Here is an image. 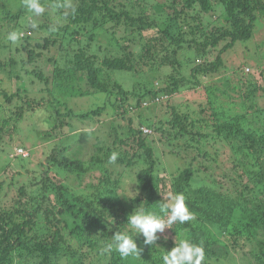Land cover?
<instances>
[{"label": "trees", "instance_id": "16d2710c", "mask_svg": "<svg viewBox=\"0 0 264 264\" xmlns=\"http://www.w3.org/2000/svg\"><path fill=\"white\" fill-rule=\"evenodd\" d=\"M51 1L53 4L50 5V0L40 1L45 11L39 16L44 22L48 16L58 20L57 23L66 20L65 25L59 26L65 35L38 38L35 35L37 30L27 26L23 28L26 32L19 41L13 43L8 35L23 30L17 19L25 13L24 0H0V32L6 30L7 39L6 45L4 42L0 45L2 52L8 50L14 56L0 63V68H10L6 75L15 72L16 79H19L13 69L22 64L23 61H19L23 60L22 53H28L27 61H34L41 57L38 50L55 44L71 55L73 63L66 71L54 67L52 83L42 72H32L46 85L55 83L57 93L63 94L60 96L23 99L18 93L2 90L5 87L0 82V100L4 104L0 102V146L10 147L13 141L21 145L24 139L20 134L24 133L39 137L40 124L67 125L62 119L67 116L99 118L101 107L83 114L70 110L72 99H82L88 94L73 89L82 72L92 90L114 98L110 102L114 111L121 109L127 113L139 109L148 112L154 108L161 113L164 111L170 118L166 122L167 129L160 126V120L142 119L134 128L130 120L126 133L119 132L110 123L112 145L134 150L133 154L122 151L115 162H110L113 152L102 142L94 145L92 155L86 160H82L81 149L65 146L58 154L53 151L45 163L39 164L42 176L34 175L30 179L32 184L28 193L24 184L17 190L16 201L10 207L5 208L0 202V264H162L159 254L170 251L175 246V237L178 242L181 236L202 244L205 251L203 264H218L222 256L220 249H225L226 258L236 253L245 264H264V85L258 83L256 74L250 72L251 68L243 69L244 72L240 69L237 74L241 82H236L234 89H240L242 105L246 103L247 109L241 106L238 113L224 109L223 105L216 106V96L207 92L213 97L208 101L212 110L211 121L203 116L205 109L189 112L188 108L182 111L167 106L168 100L182 88L196 89L200 77L204 79L218 73L223 66L221 55L240 48L241 43L246 45L252 39L256 26L264 25L263 0H165L161 7L166 8V14L163 13L162 18L159 15L148 17L143 0H129L131 13L122 5L121 14L114 12L121 0H77L68 11L54 7L58 1L63 4L65 0ZM149 1L146 5L151 4ZM190 10L193 13L186 17L185 11ZM135 11L137 16L132 15ZM57 12L62 13L57 17ZM29 15L36 16L34 13ZM51 18L50 22L54 20ZM108 19L114 21V27H121V31L130 35L131 44L143 42L139 56L135 57L128 46L125 49L128 53L112 56L110 51L111 56L100 60L96 50L119 44L115 33L103 26ZM149 19H156V22H148ZM36 29L42 32L48 30V26L38 24ZM187 29L189 31L185 32ZM148 30L154 35H144ZM81 33L87 40L85 45L78 42ZM219 47L218 56L212 61L211 53ZM184 48L189 59L197 64L191 66L188 74L191 63H177L175 57ZM139 60L144 61L154 77L160 73V67L169 65L171 74L167 84L161 89L134 92L125 90L114 81L111 83L113 88H110V73L121 72L134 77ZM44 92L51 94L49 89ZM162 96L167 99L155 101ZM18 97L23 106L15 105L14 100ZM254 97L258 98L260 107L252 104ZM40 112L44 114L43 118ZM26 120L31 123L26 124ZM144 128L150 134L145 135ZM155 142L159 146L156 147ZM187 151L192 154L190 160L180 155L188 156ZM160 155L169 163L164 165ZM18 159L19 163L27 160L0 154L3 161L0 171L3 172L9 164H5V160ZM106 165L132 171L130 199L117 193L120 173ZM20 169H25V163L20 164ZM54 170L65 179L72 177L78 185L71 187L65 180L52 181L48 176ZM87 176H92L94 181H86ZM3 184L4 178L1 177V189ZM169 193H183L195 219L183 224L176 222L163 234L157 233L160 239L156 246L163 249L143 246L135 261L122 259L114 250H105L106 242L114 232L123 230L128 214L135 207L152 209L164 202ZM142 241L141 236L137 240L138 246Z\"/></svg>", "mask_w": 264, "mask_h": 264}, {"label": "rangeland", "instance_id": "374dc122", "mask_svg": "<svg viewBox=\"0 0 264 264\" xmlns=\"http://www.w3.org/2000/svg\"><path fill=\"white\" fill-rule=\"evenodd\" d=\"M41 0H39L40 2ZM61 1H58V3L54 4V7L61 8L64 11H68L71 8V4H75L76 2H71V0H65L63 4L60 3ZM146 2L148 0H143L142 3L144 4V12L146 15L153 16V15H159L162 18V14H166L164 7L165 0H151L150 5H146ZM264 2V0H263ZM49 5L53 4L52 1L48 2ZM47 3V4H48ZM42 5V3L40 2ZM158 4V5H157ZM168 5V2H166ZM122 5L125 6L128 13L130 12L131 5L129 0H121V4L118 7H115L114 12L116 14L123 13ZM48 6V5H46ZM110 7H113V4H110ZM166 7V6H165ZM182 7V6H181ZM49 8V6H48ZM180 8V5H179ZM163 10V11H162ZM25 13H21V15L18 16L17 22L22 25L23 28H27V26H31L35 23L37 26L38 24H47L48 30H43L42 32H39L38 29L33 28L34 30H37L36 34L38 38H54L56 36H63L65 33L59 29V26H63L67 23V21L63 20L61 23H57V21L54 18H51L48 16V20L46 22L43 21L40 16H32L29 15L32 12L25 9ZM125 12V11H124ZM137 11L132 13V15L137 16ZM185 16H189L193 13L192 10L189 12L185 11ZM184 12V13H185ZM62 13V12H61ZM61 13H55L58 17ZM47 17V16H46ZM49 18H51L53 21H49ZM60 18H64L61 16ZM59 18V19H60ZM155 18V17H154ZM182 19V18H181ZM99 20H101L99 18ZM148 22H156V19H149ZM104 22H102L103 24ZM18 24V26H19ZM161 24V22H160ZM101 25V24H100ZM163 25V24H162ZM161 25V28L163 26ZM19 26V27H20ZM102 26V25H101ZM104 28L109 30L112 33H115V38L117 39V46H111L110 48L102 47L100 51L96 50V55H98L100 60L103 58H106L108 56H116L121 54L128 53L125 49L130 46V50L132 51L133 55L135 57L139 56L141 51V44H143L142 41H139L138 45H133L130 43V35L127 34V32L121 31V27H114V21L111 19H108L106 26L103 25ZM121 29V30H120ZM256 31L250 41L244 45L241 43L240 48H234L232 50H229L225 52L222 56L223 58V66L220 68L218 73L213 74V76L205 77L204 79L200 77L199 82L200 85L196 89L192 88H182L181 91L171 97L168 100V109L170 108H178L179 110L184 111L185 108H188V111L191 112L194 110L195 112L200 111L201 109H205L206 112L204 113V117H206L209 121H211L213 118L210 115L211 109L208 105V101H212V96L209 97L207 95V92L209 94L213 93L216 96V106L223 105L224 109H231L233 112L240 113L241 106H244L245 110L247 109V104L242 105V98L243 95L241 92L237 89H234V87L237 85L236 82H241V79H238L237 72L239 73L240 69H246L251 68L250 72H253L256 74L258 78V83L264 85V25L262 26V23L256 26ZM188 32L189 30H185V32ZM24 29L20 31V33H25ZM149 36H153L154 33L152 30H148L144 33ZM6 30H4L2 33L0 32V43L4 44L7 43L6 39ZM60 36V37H61ZM78 42L80 45L87 44V40L85 39V36L83 33L78 35ZM5 39V40H4ZM105 44V43H102ZM6 45V44H5ZM106 45V44H105ZM103 45V46H105ZM221 49V47L214 50L213 53H211L210 59L212 61L216 60V57L218 56V52ZM238 49V50H237ZM92 49H90V53H92ZM111 51V55L110 52ZM184 51V52H183ZM22 53V52H21ZM37 53L41 54V57L39 59H36L34 61H27L28 59V53H22L23 55H20L23 57V60L19 61H25L28 63H23L18 66L16 69H13L16 71V73L20 76L19 79H16L15 72L14 75H6L5 73H8L10 68L6 66V68H0V82H2V86L5 87L2 90H5L9 92L10 94H17L23 99L30 98L34 100H38L42 97L49 98L52 97V95H63L57 93V87L53 84H44V82H40L35 76L32 75V72H36L37 74L39 72H42V74L46 77H48L49 82L52 81L51 73L52 70L55 68H59L63 71H66L69 67H71L72 60L71 55L67 54L65 50H63L62 47L59 46V44H55V46H50L48 49L44 50H38ZM244 55V56H243ZM10 57H14L11 55L8 50H5L2 52V46L0 45V63L3 64V62L9 61ZM176 62L180 63H191L190 67L187 70V74L190 71L191 66L194 67L196 64V61L189 59L187 52L185 48L182 51L177 52ZM17 59V58H14ZM192 60V61H190ZM69 61V62H68ZM202 60H200L201 62ZM71 63V64H70ZM197 65V64H196ZM136 70L138 71L134 77H130L131 75H127L125 73L117 72V73H110L111 82H110V88L112 87V84L114 81H117L122 88L125 90H131L134 92L142 91L144 92L148 88L153 89H161L162 85H166L167 81H169L170 77H168L170 73V66H163L160 67V73L154 77L151 72H149V68L147 65L144 64V61L139 60L136 63ZM23 69V71L20 70ZM254 69V70H253ZM75 71V68H73ZM243 70V72H244ZM28 72L29 74H27ZM250 72H247V74H251ZM78 75V74H77ZM188 76V75H187ZM186 76V77H187ZM77 81L74 82L73 89L76 88L78 90H81L82 92H86L84 98L79 99L78 97H75L77 99H72V104L70 103V110H73L74 113L80 114V113H86L91 110L96 109V107L103 108L101 111V115L99 118L96 117H88L87 119H81L75 116H67V118H62L63 122L67 125H59V123H52L51 125H41L40 124V135L37 138L33 137V134H20V136L24 139V142L21 145H18V142L13 141L10 145V147L6 146H0V154L2 156H7L8 154L12 155L13 157L16 156V152L14 151V147L23 148L27 150V156L28 152L29 157L26 158L27 160L25 162H20V159L16 161H10L7 162L5 160V164L9 163L6 166V169L2 172L0 171V178H4V184L3 188H0V202L1 205L6 207H10L15 201L16 197L18 196L17 190L21 188L24 184L26 185V193L29 192L32 184L30 179L35 176H42V169L39 167L40 163H45V160L47 157H49L53 151H55L57 154L59 151H61L65 146H68L70 149H81L82 150V160H86L90 155H92L94 151V145L97 142H102L107 147L111 149L113 153L121 154L122 151L127 150L130 154H133L134 150L132 148H129L128 146H121L118 148V146H113V132L110 126V123H113L114 127L121 132L126 133L127 129L129 128V122L132 121L133 128L138 125V122H140L142 119L149 121H156L158 122L160 120V126L162 125L164 128L167 127V120L170 118L169 115L165 114L164 111L161 113V111H157L154 108H151V110H148V112L134 109L133 112H125L121 109H119L117 112L113 110V108L110 106V102H113V97L107 98L104 94H99L97 91L92 90L91 87L88 85L85 73H81L77 76ZM56 78V77H55ZM58 80V79H57ZM56 79L54 81H57ZM52 83V82H51ZM112 83V84H111ZM243 83V82H242ZM0 84V85H1ZM244 84V83H243ZM45 89H49L51 94H48V92H44ZM207 90V91H206ZM51 95V96H49ZM49 96V97H48ZM239 96L241 98H239ZM20 97L16 98L14 102H16L15 105H19V107L22 105V102L20 101ZM66 97L67 93H66ZM244 101H247L244 99ZM0 102L3 104V101L0 100ZM21 102V103H20ZM115 103V102H114ZM6 104V103H5ZM79 106V109L77 105ZM252 104L255 107H260V102L258 101V98H252ZM4 105V104H3ZM115 105H118L115 103ZM23 106V105H22ZM69 106V104H68ZM165 106V104H164ZM163 106V107H164ZM151 111V112H150ZM249 110H247L248 112ZM41 113V112H40ZM44 114H40V117L43 118ZM26 124L31 123L29 120L25 121ZM68 126V127H66ZM100 126V127H99ZM59 128V129H58ZM58 129V130H54ZM148 132L147 134H149ZM50 135V136H47ZM133 145V144H132ZM155 146L157 143L155 142ZM9 148V149H8ZM24 150V152H25ZM71 152V150H69ZM188 152V156H186L184 153L180 155L184 159L190 160V156H192L190 151ZM26 156V157H27ZM160 158L163 160L164 165L169 163L168 160H165L166 158H162V155H160ZM3 162L0 160V164ZM25 163V169H20V164ZM171 164V163H170ZM109 166L106 165L110 170L113 169L115 173H120L121 181L120 185L117 189V193L120 196H123L125 198L132 196V184L130 181L132 178V171L129 170H123V167H115V166ZM160 169V166H159ZM134 172V171H133ZM136 173V172H135ZM218 174H220L218 172ZM94 178L97 176V173L93 174ZM50 179L55 182H59L62 180H65V183L68 186H77V182L72 179V177H67L66 179L58 174H56V171L54 170L52 173H49ZM56 177V179H55ZM90 180L91 182L94 181L92 179V176H87V180ZM10 186V187H8ZM221 258L220 262L218 264H245L241 260V257L237 255L236 253L230 254L231 257L226 258L225 249H220L219 251ZM231 260V261H230Z\"/></svg>", "mask_w": 264, "mask_h": 264}, {"label": "clouds", "instance_id": "9594fccd", "mask_svg": "<svg viewBox=\"0 0 264 264\" xmlns=\"http://www.w3.org/2000/svg\"><path fill=\"white\" fill-rule=\"evenodd\" d=\"M24 7L36 16L41 15L45 11L39 0H24ZM36 26L35 23L32 24L33 28ZM21 36L22 33L12 31L9 33L8 39L16 43ZM148 132L150 131H143L145 135ZM18 150H22L23 153L18 152ZM24 150L21 147H14L16 156L26 159L30 153L28 152L27 156V150L25 152ZM117 155V153H113L110 157V162H115ZM194 219L195 213L189 210L185 195L183 193H169L168 198L164 202L152 209L135 207V210L128 214L123 230L114 232L110 240L106 242L105 250H114L122 259L135 261L140 257L143 246H154L153 248L163 249L156 246V241L160 239L157 233L163 234L165 229H170L176 222L183 224ZM141 236L143 237L142 245L138 246L137 240ZM164 239L167 240V237L165 236ZM174 243L175 246L170 251H164L159 254L162 264H203L205 251L202 244L194 243L191 239L183 236L178 239V242L175 237Z\"/></svg>", "mask_w": 264, "mask_h": 264}, {"label": "built area", "instance_id": "2783aa9c", "mask_svg": "<svg viewBox=\"0 0 264 264\" xmlns=\"http://www.w3.org/2000/svg\"><path fill=\"white\" fill-rule=\"evenodd\" d=\"M165 99H167V97L162 96V97H158V98H156L155 101H156V102H159V101H161V100H165ZM143 105H145V103H143ZM143 131H144V132H147L148 130L143 129ZM18 152L23 153L22 150H18ZM23 155H25V154H23Z\"/></svg>", "mask_w": 264, "mask_h": 264}]
</instances>
